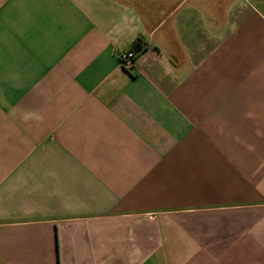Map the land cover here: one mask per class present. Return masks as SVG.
<instances>
[{
  "label": "crops",
  "instance_id": "obj_1",
  "mask_svg": "<svg viewBox=\"0 0 264 264\" xmlns=\"http://www.w3.org/2000/svg\"><path fill=\"white\" fill-rule=\"evenodd\" d=\"M0 264H264V0H0Z\"/></svg>",
  "mask_w": 264,
  "mask_h": 264
},
{
  "label": "built area",
  "instance_id": "obj_2",
  "mask_svg": "<svg viewBox=\"0 0 264 264\" xmlns=\"http://www.w3.org/2000/svg\"><path fill=\"white\" fill-rule=\"evenodd\" d=\"M134 58H135V53L133 50H129L128 52H124L119 56V60H120L121 65L128 70H131L133 68Z\"/></svg>",
  "mask_w": 264,
  "mask_h": 264
},
{
  "label": "trees",
  "instance_id": "obj_3",
  "mask_svg": "<svg viewBox=\"0 0 264 264\" xmlns=\"http://www.w3.org/2000/svg\"><path fill=\"white\" fill-rule=\"evenodd\" d=\"M145 47H146V42L144 41V39H138L133 45V50L143 51Z\"/></svg>",
  "mask_w": 264,
  "mask_h": 264
}]
</instances>
